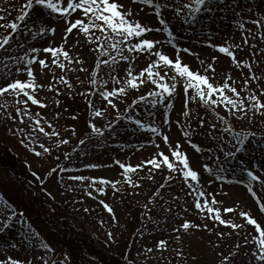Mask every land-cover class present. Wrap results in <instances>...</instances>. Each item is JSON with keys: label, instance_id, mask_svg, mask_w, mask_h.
Returning <instances> with one entry per match:
<instances>
[{"label": "rangeland", "instance_id": "obj_1", "mask_svg": "<svg viewBox=\"0 0 264 264\" xmlns=\"http://www.w3.org/2000/svg\"><path fill=\"white\" fill-rule=\"evenodd\" d=\"M24 0H0V25L10 24L18 16L20 7ZM123 4L125 10L132 8L133 18L142 23L149 24L152 27H158L159 21L155 12L150 6H142L139 3H133L132 0H118ZM252 8V12L243 11L244 17H253L264 14V2L262 0H237L235 11L241 12L243 9ZM78 14L73 15V19ZM163 15L171 24L172 31L177 37V43L191 49V54L181 52L180 56L183 62L189 63L192 69L200 66V61L204 62L206 67L212 63L215 75L210 79L222 82L223 78L228 77L230 83L235 81L237 90L240 91L243 78L247 77L250 81L249 87L256 88L258 83L264 88V53H258L257 48H264V41L259 36L253 41L249 38L248 44H243L241 30L233 23L236 19L233 10L227 13H216L218 18L212 24L213 44H223L230 48L236 55L237 60L247 59L252 65V72L261 77L257 82H252L249 77V68L246 66L237 67L232 62V57L225 53H220L218 48H211L207 44H201L202 39L199 28L195 31H186L179 18L173 20L172 12L169 9L163 10ZM46 21L47 26L55 25V34H38L37 27L33 25L37 21ZM19 27L17 32L13 33L10 44H20L22 47H8L0 50V57L12 56L21 57L27 53L28 57L36 55L38 58L46 59L47 66L41 67L38 62L28 65L24 60H18V66L33 68L37 90L33 93L42 101V105H34L28 102L27 111L30 113L24 116L23 122L20 120V114L16 112L19 107L25 110V105L17 103V97L14 95H0V105L7 104L8 107H0V153L6 155L7 162H0V208L5 206V199L15 206V209L22 210V222L13 224L0 235V259H6L7 256L18 258L22 261L31 260L32 264H43V259L47 258L51 262L60 261L61 264H107L93 250H103L109 252L111 257L119 264H218L223 255H228L234 248L238 249L234 256V264H258L254 258V249L259 247V233L254 231V226L246 222V218L239 216L240 211H248L254 219L264 227V212L259 208V204L264 203V172L256 170V175L261 177V181H253L252 192L248 191L250 178L241 170L242 167L253 169L254 162L264 168V148L258 146L260 136L249 143L246 151L237 153L236 156L227 158V163L223 168L220 164L224 163V151L217 148V133L223 129L220 121L216 120L210 108L202 104L199 99L188 101L187 108L190 115L183 117L182 99L183 95L173 94L170 99L173 102L168 109V124L163 123V112L165 102L152 106L148 103H141L139 107L131 111L137 117L148 123H154L159 127L162 134L169 137V142L175 147L177 141L180 142L181 150L186 153L189 159L190 167L199 174V184L188 178L186 182L182 172H172L164 166L162 169L149 171L151 166L145 165L144 168L137 169L135 172H129V177L133 183H128V178L123 176V169L115 160L132 165L140 164L143 159H149L159 150L168 154L169 149L163 142V136L153 133L149 129H140L134 122L118 120L114 126L115 136H111L107 131L100 137H91L83 146L78 141L89 135L90 129L87 120L90 118V108L88 97H91L96 106H105L101 104L99 83L92 84L91 80H107L108 83L103 87L113 86L110 76L125 78L126 68L129 63L132 64V71L135 74L146 66L148 57L146 54H140L135 61L117 60L110 70L109 65H100V70L96 71V77L91 73L96 70L97 56L99 49L95 44L99 42H90L88 37L78 30L70 33L66 40L62 33L66 27L65 20L60 18L59 14H52L49 10L43 11L35 9L31 11V16L25 21H17ZM246 28L256 30V25L244 21ZM25 28L28 31H25ZM11 31L10 28L0 27V35ZM264 31V29H262ZM99 35V32H95ZM147 38L165 39L163 32L152 31L145 34ZM243 35H247L244 32ZM51 42L52 46L63 43L65 50L69 52L72 58L71 63L60 54L59 60L65 64L61 69L59 64H52L54 59L50 53L42 50L38 53H32L31 47L43 48ZM243 45L242 48L233 47L234 44ZM255 45V46H253ZM166 53L172 54L173 48L170 45H157ZM252 53H256L253 60ZM125 54L127 51L125 50ZM135 53H133L134 55ZM216 57V60H212ZM155 57H152L154 59ZM101 60L107 59L106 56L100 57ZM77 60L82 61L78 63ZM258 62V63H257ZM6 63V61H5ZM11 65V75L4 76V69L0 67V86L10 82L11 79H27L25 71L17 73L15 67ZM87 69V71L83 70ZM211 73L212 70H209ZM163 74V71H162ZM146 75V74H145ZM64 78V79H62ZM66 80L69 83L64 82ZM52 87L49 88L48 85ZM42 87H39L41 86ZM119 86V85H116ZM154 86L150 82L141 85L138 90L129 88L125 94L126 103L117 102L118 108L123 111L127 104L137 95H142ZM178 89L182 87L177 86ZM59 89V91H57ZM192 90L189 89L188 95ZM230 94V93H229ZM244 96V92H241ZM261 101L264 102V94L257 92ZM111 98V97H110ZM26 99V97H25ZM246 99V97H245ZM227 115L235 128L246 125L249 129L264 133V113H256L245 119H236L222 105L212 106ZM153 112V115H149ZM10 113V116H9ZM59 113V116L56 114ZM197 114L204 119V124L199 125ZM11 117H16L12 119ZM32 117L40 119L41 126L45 127L46 132L51 133L52 127H49L45 120L50 121L54 130L59 136H47L40 133L38 128H33L35 120ZM116 118V111L107 108L104 116L92 117L97 126L102 127L107 121ZM180 121L181 123H177ZM216 123V129H210V124ZM73 127L75 135H73ZM23 129V131H20ZM35 135L29 139L25 133ZM188 132V137L184 133ZM67 137L69 143L55 145V141ZM191 140L198 144L203 151L197 152L187 141ZM23 141V143H21ZM43 144L49 148V152H44L41 147ZM159 145V148H157ZM231 147V145H229ZM33 149H36L34 152ZM211 149V151H209ZM37 152L40 153L37 155ZM65 153H69L66 158ZM83 153V154H82ZM217 157L220 159L217 160ZM170 159H174L170 156ZM85 164H94L98 167H83ZM208 164L213 171L206 172L203 168ZM57 166H62L63 171ZM56 171H50L52 169ZM32 176H31V173ZM34 174L44 182L37 195L34 185ZM171 175L172 179H166ZM224 175L227 179L221 181L217 177ZM104 177L109 181H116V186L101 184L96 181V188L104 187V192H97L91 186L90 180H75L69 177ZM151 176V179L149 178ZM139 179V184L136 180ZM211 181V183H209ZM32 182V183H31ZM164 187H161V185ZM41 186V185H40ZM43 186V185H42ZM71 186V187H69ZM87 186V191H85ZM195 187H199L205 192L201 201L207 199L212 207L221 209L220 215L224 219H232L241 224L238 229H233L230 225L220 224L212 217L215 213L207 214L208 210L203 211L195 208ZM87 192H92L89 196ZM36 196L39 203L34 202ZM215 197L216 203L212 204V197ZM152 199H149V198ZM104 201L112 209L108 210L101 203ZM41 203V204H40ZM57 210L61 216L67 214L81 224L87 232L89 241L92 243L93 250H90L88 257L78 260L80 256L74 255L72 246L74 242L63 240V234L58 233V225L52 226V223L59 224L66 232H70L71 225L68 222L57 223L47 215L49 205ZM48 205V206H47ZM224 208H231V212H224ZM182 213V215H180ZM60 216V217H61ZM113 216L115 219H113ZM17 216L15 220H20ZM46 219V220H45ZM184 219H188L195 224H200L199 229L189 226V229L183 230L180 225ZM72 221V220H71ZM29 224L39 235L32 237L25 242L22 234L28 231ZM207 225V228L204 225ZM179 230L180 240L175 239L177 233L172 229ZM211 229V231H209ZM111 232L110 237L108 233ZM223 235H220V234ZM70 238H75L70 233ZM91 236V238H90ZM160 239H164L167 248H156L155 245ZM247 239V243H245ZM18 245L17 248L5 247L6 244ZM84 241V240H83ZM82 241V242H83ZM50 245L47 257L45 250L39 247L40 243ZM85 242V241H84ZM86 243H82L85 245ZM151 248L148 252L145 249ZM82 250V248H81ZM175 250L183 252V256L177 257ZM65 254L69 259L65 260ZM76 256V257H75ZM39 257V259L37 258Z\"/></svg>", "mask_w": 264, "mask_h": 264}, {"label": "snow or ice", "instance_id": "obj_2", "mask_svg": "<svg viewBox=\"0 0 264 264\" xmlns=\"http://www.w3.org/2000/svg\"><path fill=\"white\" fill-rule=\"evenodd\" d=\"M132 2L139 3L142 6H150V8H152L155 12L159 21V26L154 28L149 24L142 23L140 20L133 18L132 8L129 7L125 10L124 5L119 3L118 0H24L15 20L10 24L0 25V27L5 29H11V31H8L6 34L0 35V50H4L6 46L9 51L11 50V47H22L23 45L20 44H10L13 33L17 32L19 27L17 21H25L26 18L31 16L32 10L39 9L43 11L47 9L52 14H59L60 18L65 20L66 27L62 33L64 40H66L67 36L74 30H78L80 33L87 36L90 42H99L95 44L96 48L99 49V54L96 58V70L91 73L93 77H96V71L100 70V65H109L110 70H114L113 66L117 60L135 61L139 58L140 54H146L148 57L146 66L135 74L132 71V64L129 63L125 69L127 73L125 78L121 79L116 76L109 77V79L114 82L111 90L107 87H103V85L108 83L107 80L100 79L97 81L96 79H93L90 81L92 84L99 83L101 85L99 97L102 98L101 104L104 105V102L106 101V105L103 107L96 106L91 97L87 98L90 108V118L87 120V125L90 132L89 135L78 141V144L83 146L84 143L91 137H100L106 131L111 136H115L116 132L114 130V126L120 119L134 122V124L140 129H149L153 133L162 135L163 142L169 149L168 154H166L163 150H159L153 154L151 158L143 159L141 163L137 165L124 163L118 159L114 161L116 164L120 165L121 169H123V176L128 178L129 184L133 183L132 179L129 177V172H135L137 169L144 168L145 165L151 166L148 169L149 171L162 169L166 166L167 169L172 172H182L186 182L188 181V178H190L191 181L199 184V174L196 170L190 167L189 159L186 156V153L181 150L180 142L177 141L175 147H173V145L169 142V137L166 134L160 133L159 127L156 124L148 123L140 118H137L131 111L133 108L139 107L141 103H148L155 106L159 103L165 102L166 97H169L165 103L163 112V123L167 125L169 122L168 109L173 103L170 97L173 94L178 96L183 95V111L181 113L183 117H188L190 115L187 108L188 101H196L199 99L202 104L210 108L216 120L220 121L223 130L217 133L216 139L217 148L224 151L225 160L224 163L220 164L221 168H223L227 163V158L234 157L237 153L246 151L247 145L255 140L258 135L261 138L260 141L257 142L258 146L264 148V133H257L249 129L246 125L240 128H235L227 115L221 114L220 111H217L216 108L212 107L222 105L228 112L231 113L233 117L238 120L248 118L256 113H264V102H262L260 97L257 95V92L264 94V88H261L258 83L256 84V88L249 87L250 81L247 77L243 78V84L240 91L237 90L235 81L230 83V79L228 77L223 78L222 82L210 79V77H214L215 75L213 64L208 63L205 67L202 60L200 61L199 68L195 70L192 69L189 63L182 61L180 56L181 52L191 54V49L177 43V37L172 31V27L168 19L164 17L163 10H171L173 20L179 18L186 31L191 32L195 31L196 28H199L202 37L200 40L201 44H207L211 48H218L220 53H225L232 57V62L236 64L237 67H248V75L252 82H257L261 79V77L252 72L251 63H249L246 58L237 60L235 53L231 51L229 47L224 46L223 44H213L211 42V38L213 36L211 26L218 19L215 15L216 13H227L230 9L233 10L236 17L233 23L241 30L243 44L247 45L249 38H252L254 41L256 36H259L260 40L264 41V31H262V29H264V14L257 15L255 18L244 17L241 14L243 11L252 12L253 9L247 8L241 10V12H236L235 5L237 4V0H132ZM262 2H264V0H262ZM74 14L78 15L73 19L72 17ZM0 19H3V17L0 16ZM244 21H247L249 24L256 25V30L253 31L251 28H246ZM46 23L47 22L44 20H39L33 26L37 27L38 34L40 35H47L48 33L55 34V25L45 27L44 25H46ZM25 31H28V29L25 28ZM152 31L163 32L166 38L162 40L147 38L145 34ZM95 32H99L100 34L96 35ZM244 32H247V35H243ZM164 44L170 45L173 48L174 51L172 54H168L161 47H157V45ZM233 47L242 48L243 45L237 43L234 44ZM41 50L45 53H50L52 57H54L51 63L54 65L58 63L61 69L65 67V64L59 60L60 54H63L64 58L69 60V63H71L72 58L69 56V52L63 47V43L52 46L50 42L48 46H45L42 49L38 47L30 48L32 53H38ZM125 50L127 51V54H125ZM257 52L264 53V48H257ZM133 53L135 54L133 55ZM102 56H106L107 59L101 60L100 57ZM252 56L253 60H255L256 53H252ZM152 57L155 58L152 59ZM216 59V57H212V60ZM18 60H24L28 65H32L33 62H38L41 67H46L47 63L46 59L38 58L36 55L28 57L27 53L18 58L12 56L0 57V67L4 69L5 77L11 75V65H17L15 67V71L17 73L25 71L27 74V79H11L10 82L0 86V95H14L18 98L17 103L25 105V110H22L19 107L16 108V112L20 114V120L23 122L24 116L30 115V113L26 110L28 102L31 101L34 105H42V101L38 99L35 94H33L38 88L33 68L31 66L26 69L21 68L18 66ZM77 62L82 63L80 60H77ZM83 70L87 71V69ZM209 70H212V72L210 73ZM64 82L69 83V86H71L70 82H67L66 80H64ZM147 82H150L154 87L142 95H137L134 99H132L131 103L127 104L123 111H121L118 108L116 101L126 103V99L124 97L127 90L129 88L138 90L141 85H144ZM181 84L182 87L178 89L177 86ZM39 87H42V85ZM48 87L51 88L52 85L49 84ZM189 89L192 90L191 95H188ZM57 91H59V89H57ZM242 91L245 94L244 96L241 95ZM0 107L7 108L8 105L3 104L0 105ZM108 107L116 111V118L111 121H107L102 127L97 126V124L93 122L92 117L104 116ZM153 114V112H149V115ZM56 115L59 116V113ZM11 118L16 119V117ZM32 118L35 120V124L33 125L34 129L38 128L40 133H44L49 137L59 136V133L54 130V126L51 125L50 121L45 120V123L49 127L53 128L51 133L46 132L45 127L41 126L40 119L36 117ZM196 118L198 119L199 125L202 126L204 124V119L199 117L198 114ZM177 123L181 122L178 121ZM216 128V123L210 124V129ZM72 130L73 135H75V128L73 127ZM20 131H23V129H20ZM25 135L31 139V137L35 135V132L32 134L25 133ZM184 135L185 137H188L189 133L185 132ZM187 142L191 144L197 152L203 151L198 144H194L190 139ZM21 143H23V141H21ZM66 143H69L67 137L55 141L56 146ZM229 145H231V147H229ZM41 147L44 149V152L50 151V149L45 147L43 144H41ZM157 148H159V145H157ZM33 151L35 152L36 149H33ZM209 151H211V149H209ZM39 154L40 153L37 152V155ZM68 156L69 153H65V157L67 158ZM170 156L174 159H170ZM219 159L220 158L217 157V160ZM57 167L63 171L62 166ZM83 167H98V165L85 164ZM203 168L206 172L213 171L208 164H204ZM241 170L248 178H250L248 191L252 192L255 196L251 182L261 181V177L256 175V170L264 172V168H261L259 164H255L254 162L253 169L242 167ZM50 171H56V169L54 168ZM149 178L151 179V176ZM217 178L221 181L227 179L224 175H219ZM69 179L80 181H84L86 179L90 180L91 186L95 188L97 192H104L105 190L104 187L96 188L97 180H99L101 184L110 183L113 187L116 186V181H109L104 177L75 176L69 177ZM166 179L171 180L172 176L168 175L166 176ZM139 182V179H137L135 183L139 184ZM209 183H211V181H209ZM261 184L264 186V181H261ZM161 187H164V185L162 184ZM85 191H87V186H85ZM194 191L197 194L195 197V208L200 209L201 211L207 208V214L210 215L215 213L212 217L214 220L219 221L220 224L230 225L233 229H238L242 226L241 224L234 222L232 219L222 218L220 215L221 209L219 207H212L207 199L201 201L200 198L205 196V192L199 187H195ZM87 194L91 196L92 192H87ZM0 198H2V194H0ZM4 199L5 206L0 208V235L5 233L13 222L20 223L23 218L22 210L15 209L14 205L8 202L6 198ZM149 199L152 198L150 197ZM101 203L109 213L113 212V209L107 203L104 201H101ZM215 203L216 200L213 196L212 204ZM259 208L262 212H264V203L259 204ZM223 211L231 212L232 209L224 208ZM180 215H182V213H180ZM17 216L21 219L14 221V218ZM239 216L246 218V222L253 225L254 231L259 233V247L254 249V258L258 264H264V227H262L257 219H254L248 211H240ZM113 219H115L114 216ZM190 224L192 227L197 229L201 227L200 224H195L188 219H184L180 228L187 230L189 229ZM204 227L207 228V225L205 224ZM172 230L177 233L175 239L179 241V230L176 228H173ZM209 231H211V229H209ZM38 235L39 234L33 230L29 224L28 231L22 234V239L27 242L32 237ZM108 235L111 237L112 233L109 232ZM220 235L223 234L221 233ZM245 243H247V239H245ZM9 245L13 248L18 247V245L12 244L11 241H9V244H6L5 247H8ZM39 247L45 250V257H47L50 245L41 242ZM155 247L158 249L167 248L168 245L164 239H160ZM145 250L148 252L152 251L151 248H146ZM237 250L238 249L234 248V250L229 252L228 255H223L218 264H234V256ZM175 255L177 257H181L183 256V252L175 250ZM37 258L39 259V257ZM67 259L69 258L67 257V254H65V260ZM0 264H32V262L30 259L22 261L9 255L6 259H0ZM43 264H61V262H51L49 259L44 258Z\"/></svg>", "mask_w": 264, "mask_h": 264}, {"label": "trees", "instance_id": "obj_3", "mask_svg": "<svg viewBox=\"0 0 264 264\" xmlns=\"http://www.w3.org/2000/svg\"><path fill=\"white\" fill-rule=\"evenodd\" d=\"M6 158L7 157H4L2 156V154L0 153V160L3 162V163H6ZM0 161V162H1ZM49 214V215H48ZM47 215L50 219H53L55 221H57V223H63V222H68L70 225H71V230L70 232H66V230L60 226L59 224H55L54 222V225L57 226L58 225V231L64 235V237L70 239L72 242H74L75 240V244L74 246H72L73 248V253L76 255L77 251H79V253L76 255V256H79L80 255V259H82L83 257H88L89 254H90V250H93V246L92 244H90V241L88 240L87 236L84 234L83 230H82V227L80 225H75L71 220H68V219H62L60 218L51 208H49V211H47ZM70 233L74 234L75 238L72 239L70 238ZM85 242H84V241ZM83 241V242H82ZM82 243H86L85 245H82ZM82 248V250H81ZM95 253H97L103 262H106L107 264H113L111 263L110 261L106 260L104 256H102L99 252H97L96 250H93ZM75 256V257H76ZM78 258V259H79Z\"/></svg>", "mask_w": 264, "mask_h": 264}]
</instances>
